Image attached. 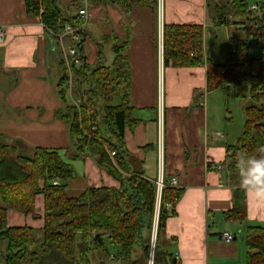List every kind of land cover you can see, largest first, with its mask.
Returning <instances> with one entry per match:
<instances>
[{
  "label": "crops",
  "instance_id": "crops-1",
  "mask_svg": "<svg viewBox=\"0 0 264 264\" xmlns=\"http://www.w3.org/2000/svg\"><path fill=\"white\" fill-rule=\"evenodd\" d=\"M224 1L164 0V24L203 26L205 60L198 66L163 65L160 73L154 7L135 6L126 12L109 2L60 0L65 8L75 4L81 7L85 2L89 5L92 16L86 25L84 49L89 65L101 60L112 64L114 59L104 54V47L115 56V45H125L135 122L126 127L124 145L137 167L144 169L145 177L154 182L159 173L157 117L162 99V171L166 183L176 178L180 196L174 203V213L166 218L161 241L175 264H247L245 228L264 226L260 219L264 209L257 208L246 193L245 220L227 217L234 187L227 168L228 146L241 134L244 102L233 96L229 85L206 91L205 61L210 58L204 49L208 36L217 37L215 29L223 26L232 30L234 50V36L244 38L242 27L259 25L263 13L259 6L243 25L219 24L214 4ZM257 2L264 6V0H249V5ZM0 28L6 30V41L0 43V134L5 136V143L16 144L17 153L23 154H33L37 147L58 150L74 170L67 191L80 194L89 188H120V181L101 168L95 157L73 158L76 138L59 111L67 104L77 105L78 100L68 89V82L64 85L66 98L60 93V79L69 76V69L60 56L58 39L48 34L40 16L28 14L25 0H0ZM67 41L71 39L65 38ZM35 207L37 217L9 209L8 225L31 227L40 238L43 194L37 196ZM223 232L233 234V240L224 241ZM5 244L7 247V241ZM93 253L92 261L98 256L97 251Z\"/></svg>",
  "mask_w": 264,
  "mask_h": 264
},
{
  "label": "trees",
  "instance_id": "trees-1",
  "mask_svg": "<svg viewBox=\"0 0 264 264\" xmlns=\"http://www.w3.org/2000/svg\"><path fill=\"white\" fill-rule=\"evenodd\" d=\"M92 1L109 2L126 12L135 6L157 5V0ZM25 3L28 14L40 16L51 37L64 33L68 24L80 36L77 46L83 62L72 66V93L78 105L67 104L59 115L76 138L73 158L95 157L97 164L118 179L121 186L89 188L72 196L67 185L74 170L58 150L37 147L33 154L17 153V145H7L5 136L0 134V256L5 264H148L156 184L145 177L144 169L137 167L124 145L126 127L135 122L125 45H115L112 64L101 60L89 65L84 50L88 31L86 26L81 27L79 4L65 8L60 0ZM257 4L263 13L259 25L242 27L245 36L236 38L235 48L227 53L224 63L205 61L206 91L229 85L233 96L244 102L241 134L236 143L228 146L227 159L229 180L234 185L227 217L241 221L246 218V194L239 186L237 160L242 154L259 155V148L264 146V6L262 2ZM214 9L219 24L243 25L256 14L248 0L215 2ZM250 38L260 48L258 57L251 55ZM204 60L202 25H164V66H198ZM68 80L65 74L59 82L63 99ZM109 151L116 152L115 160ZM162 193V201L173 203L180 196V190L174 194L169 187ZM39 194L45 198L42 239L36 237L33 228L11 227L7 220L11 208L37 217L35 201ZM173 213V209H160L154 264H175L161 241L166 218ZM244 239L246 263L264 264V226H247ZM109 245L114 252H110ZM96 251L100 256H93L92 261Z\"/></svg>",
  "mask_w": 264,
  "mask_h": 264
},
{
  "label": "built area",
  "instance_id": "built-area-1",
  "mask_svg": "<svg viewBox=\"0 0 264 264\" xmlns=\"http://www.w3.org/2000/svg\"><path fill=\"white\" fill-rule=\"evenodd\" d=\"M258 4L253 3L250 5L251 10H256L258 8ZM156 13H157V26H156V40H157V52H158V60L160 66V73H162L163 68V29H164V0H157L156 5ZM80 22L81 27L86 26L88 21L91 18V12L89 10V5L85 2L80 10ZM70 38L73 40V45L67 46L64 42L65 38ZM58 39V43L61 45V51L63 54V60L67 68L69 69V80H68V89L72 90L73 86V65H80L82 64V58L80 51L78 49L77 43L80 41V36L77 34L76 29L73 28L71 25H67L65 28L64 33H60L56 36ZM6 41V30L0 28V43H4ZM55 49V48H54ZM161 77V76H160ZM161 79V78H160ZM157 124H158V158H159V173L155 180L156 184V201H155V209H154V227H153V243L155 242L156 231H157V224H158V217L160 209L163 208L167 211H171L174 207V203L171 201H162L163 196V189L165 187H169L172 189L173 193H177L180 190L178 182L175 177H172L167 183L165 180V176L162 171L163 166V106H162V99H160L159 106H158V117H157ZM110 156L115 160L116 152L109 151ZM55 183H58L55 181ZM224 241L230 242L233 240V234L229 232H223L221 235ZM154 264V261H152Z\"/></svg>",
  "mask_w": 264,
  "mask_h": 264
},
{
  "label": "clouds",
  "instance_id": "clouds-1",
  "mask_svg": "<svg viewBox=\"0 0 264 264\" xmlns=\"http://www.w3.org/2000/svg\"><path fill=\"white\" fill-rule=\"evenodd\" d=\"M259 155L242 154L237 160L239 186L259 209H264V146ZM260 219L264 220V216Z\"/></svg>",
  "mask_w": 264,
  "mask_h": 264
},
{
  "label": "rangeland",
  "instance_id": "rangeland-1",
  "mask_svg": "<svg viewBox=\"0 0 264 264\" xmlns=\"http://www.w3.org/2000/svg\"><path fill=\"white\" fill-rule=\"evenodd\" d=\"M248 2H249V0H248ZM215 34L217 35V37H215L214 34H211V35L208 36V38L206 39V42H205L204 49H205V51L207 53V56L213 62H215V63L223 62V61L225 62L227 53L233 49V47L231 45V38H230L232 36V30L228 31L225 27L221 26L218 29H215ZM235 35H236V32H235ZM234 37H235V39L237 38L236 36H234ZM249 40H250V43H251V55H253L255 57L260 56L261 55V51H260L259 46L257 44H255L254 42H252L251 39H249ZM71 41H67L65 44L67 46L73 45L74 44L73 40H71ZM103 52H104V54L107 53L106 55H108V57H112V59H114L115 56H111V53H109V49L108 48L104 47ZM59 53H60L61 58L63 59V54H62L61 49H59ZM263 102H264V100H263ZM234 116H235V114H234ZM68 193L70 195H72V196L73 195H75V196L78 195L77 192H73L71 190L68 191ZM5 245L6 244L4 242L3 245H2L3 252H6V246ZM110 249H112L113 252H114V248L113 247H110ZM99 253L100 252L97 251V254L100 256ZM152 261H154V243H153V240H152V243H151V246H150L148 264H152ZM0 264H4L3 256H0Z\"/></svg>",
  "mask_w": 264,
  "mask_h": 264
}]
</instances>
